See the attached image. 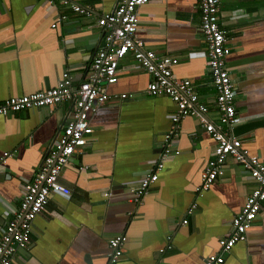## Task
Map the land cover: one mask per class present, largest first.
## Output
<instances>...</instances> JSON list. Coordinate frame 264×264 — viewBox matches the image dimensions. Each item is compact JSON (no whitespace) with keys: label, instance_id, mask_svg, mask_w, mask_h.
<instances>
[{"label":"crops","instance_id":"crops-1","mask_svg":"<svg viewBox=\"0 0 264 264\" xmlns=\"http://www.w3.org/2000/svg\"><path fill=\"white\" fill-rule=\"evenodd\" d=\"M72 1L92 5L95 13L85 18L50 0H0V102L52 89L65 72L75 83L91 74L102 46L97 20L119 0ZM139 14L137 37L158 56L179 60L174 80H190L208 107L206 117L219 124L200 0H150ZM219 22L231 48L227 66L236 89L239 121L231 132L251 155L264 158V0H220ZM150 82L132 54L121 61L118 82L108 88L111 99L90 115L88 143L63 168L60 180L71 196H51L15 264H111L109 241L118 235L126 242L115 264H203L209 254L221 253L219 239L231 232L256 183L229 158L224 175L196 194L215 145L197 119L181 120L175 146L180 153L165 162L141 202L131 193L159 163L177 110L169 96L147 95ZM71 113L67 101L0 116V160L13 154L0 161V236ZM224 255V264H264V204L247 241Z\"/></svg>","mask_w":264,"mask_h":264},{"label":"built area","instance_id":"built-area-1","mask_svg":"<svg viewBox=\"0 0 264 264\" xmlns=\"http://www.w3.org/2000/svg\"><path fill=\"white\" fill-rule=\"evenodd\" d=\"M50 1L85 18H91L95 13V8L90 4H79L72 0ZM149 2L150 0H119L113 12L98 18L97 24L102 30V46L93 57L91 74L86 81L75 83L73 76L65 72L57 86L52 89L11 97L0 102V116L3 117L28 109L56 108L67 101L72 103L70 120L27 186L14 218L0 236V264H15V256L19 249L31 244L33 223L48 206L52 195L71 196L72 191L60 180L63 168L88 143V138L93 133L90 115L111 99L108 88L118 82L120 63L129 54H132L135 61L151 76V82L146 89L147 95L169 96L177 106L170 130L164 136L159 163L138 187L131 190L135 200L141 202L151 185L158 181L165 162L180 153L175 146L181 120L186 117L195 118L215 142L213 156L201 174V183L195 189L196 194L200 195L207 191L224 175L229 158L248 170L256 183L241 212L232 219L231 232L219 239L221 253L209 254L203 264H224V253L231 251L238 243L247 241L253 222L264 204V158L251 155L243 147V141L231 132L239 119L234 104L236 89L227 66L231 48L226 32L219 22L220 0H200L201 32L207 45L212 84L217 94L219 124L210 122L206 117L208 107L200 101L190 80H174L173 67L179 60L158 56L153 50L146 48L145 43L137 37L140 9ZM60 17L65 19L66 11L60 9ZM128 97L122 95V99ZM223 127L226 131L222 129ZM12 155L6 153L1 158V163H6ZM196 209L195 202L188 210V214H193ZM182 224L187 225L188 219L183 220ZM167 239L171 245V236ZM125 242L124 235L110 239L111 264L117 263L123 256ZM164 251L165 249H162L160 252Z\"/></svg>","mask_w":264,"mask_h":264}]
</instances>
